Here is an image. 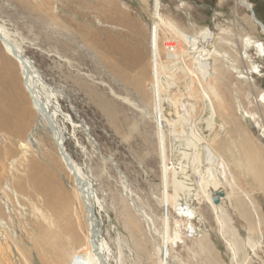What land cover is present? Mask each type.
<instances>
[{"label": "rangeland", "instance_id": "rangeland-1", "mask_svg": "<svg viewBox=\"0 0 264 264\" xmlns=\"http://www.w3.org/2000/svg\"><path fill=\"white\" fill-rule=\"evenodd\" d=\"M243 1L250 10L238 0H0V26L56 91L64 150L100 202L110 264H163L157 247L171 264H264V0ZM19 71L0 44V264H95L73 178ZM149 83L178 93L187 108L177 114L188 109L226 171L201 177L166 126L160 135Z\"/></svg>", "mask_w": 264, "mask_h": 264}, {"label": "bare ground", "instance_id": "bare-ground-1", "mask_svg": "<svg viewBox=\"0 0 264 264\" xmlns=\"http://www.w3.org/2000/svg\"><path fill=\"white\" fill-rule=\"evenodd\" d=\"M238 1L240 5H246L247 7H249L248 4H246L243 0ZM259 25L264 31V26L261 24ZM0 44L4 52L9 57L13 58V60L17 63L20 70L19 72L21 75L23 87L28 94L32 109L44 121V124L49 129V132L51 134L50 136L57 146L61 161L63 162L65 169L73 178L74 189L77 191L78 196L80 197V205L84 213L86 244L88 247V252L91 254L95 264H110V253H108L109 247L102 234V219L101 216L99 218V216L97 215V211L95 212L96 204L100 202H98L99 200L96 197V193L91 185L92 183H90L88 179L89 176L87 177L81 167L77 166L71 161L70 156L66 154L64 150L65 138L64 134L62 133V127L58 123L57 119L60 115H62V112L54 104V100L56 99V91L48 87V85L43 82L34 63L31 62V60L26 57L25 54H23L22 50L11 40L9 34L2 26H0ZM149 85L152 89L151 96L153 97V105L156 109V112L158 113V117H154V121L159 125V128L161 130L160 135L163 136L162 130L166 126L169 133L173 134L175 139H178L179 142L188 149L190 159L195 161L197 166L200 168L201 165H203L204 172L206 173L203 172L201 177L207 176L213 171L211 168L212 165H214L215 168L217 167L219 170L221 169L223 172L226 171L227 167L225 166L223 160L207 146L204 139L191 124L188 109L186 113L182 114V117H180L181 115L179 116L177 114L176 108L178 106L187 108L185 104H183V106L181 105V102L183 101L180 99L178 93L176 91H170L166 93L167 97L163 96L165 97L163 98L161 96L163 92H161L155 85L151 83H149ZM112 95L123 103L128 104L126 98L114 93H112ZM161 140L162 139L160 138V141ZM196 146H199L201 150L205 151V157L209 156L208 159L200 155V153L196 149ZM210 156L212 160L215 159L218 162L214 164L213 161H211ZM199 179L200 178H198V180ZM231 183L233 184V186H235V183L233 181H231ZM202 190L204 189L202 188ZM240 192V194H242L243 196L246 195L243 191L240 190ZM245 199L248 203L249 208L252 209L251 212L255 216L254 219L256 220V224L258 226L259 219L252 208L253 204L247 198ZM99 208L101 207L99 206ZM214 212L217 220L219 221L217 209H214ZM228 247L233 256V260L235 261L238 256L236 248L229 242ZM157 252V255L159 256L163 264H171V262L166 261L167 254L164 253L162 249H158L157 247Z\"/></svg>", "mask_w": 264, "mask_h": 264}, {"label": "water", "instance_id": "water-1", "mask_svg": "<svg viewBox=\"0 0 264 264\" xmlns=\"http://www.w3.org/2000/svg\"><path fill=\"white\" fill-rule=\"evenodd\" d=\"M243 6H245L247 9L250 10V7H247L246 5H243ZM251 15H252V17H254L252 11H251ZM201 127H203V126H202V123L199 125V129H200V131H201ZM209 136H210V135H209ZM209 136H208L206 139H208ZM219 137H220V136H214L213 139H212V141L215 142ZM222 194H223L222 192H219V193H218L219 196L222 195ZM213 201H214L215 204L218 203L217 198L214 199ZM201 234L204 235V230L201 231Z\"/></svg>", "mask_w": 264, "mask_h": 264}]
</instances>
